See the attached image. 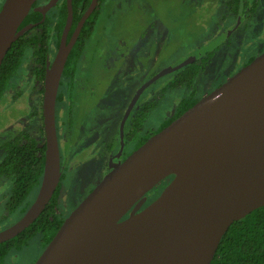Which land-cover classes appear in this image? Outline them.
<instances>
[{"label":"water","instance_id":"water-1","mask_svg":"<svg viewBox=\"0 0 264 264\" xmlns=\"http://www.w3.org/2000/svg\"><path fill=\"white\" fill-rule=\"evenodd\" d=\"M3 0L0 7V64L29 10L42 19L58 0ZM90 0L67 39L71 0L57 48L45 66L41 123L44 162L34 199L0 229V242L23 229L44 209L61 175L55 101L67 55L96 6ZM192 60L184 59L173 68ZM142 84V89L156 77ZM125 113V115H126ZM120 149L123 146L122 124ZM172 178L147 204L145 194ZM264 205V50L148 136L64 217L32 264H210L227 227ZM127 214V216H124Z\"/></svg>","mask_w":264,"mask_h":264},{"label":"rangeland","instance_id":"rangeland-1","mask_svg":"<svg viewBox=\"0 0 264 264\" xmlns=\"http://www.w3.org/2000/svg\"><path fill=\"white\" fill-rule=\"evenodd\" d=\"M106 3L107 5L104 7L106 12H103L102 6L96 18L95 27L91 32V38L88 41V48L91 51L89 58L86 60V66H95L93 61V58L96 57L95 52H98V48L100 50L104 48L103 54H108L109 50L117 49V51L116 54L110 53L107 62L104 60L105 58L103 59V69L107 67V63L111 68H115L121 61L124 50L129 45L134 44L133 51H137V54L132 55L133 57L130 56L129 59L130 64L134 63L133 71L127 72L125 71L126 68L122 67L126 64V61L121 64L117 76L119 83L112 93L124 92L128 89L127 95L132 96L141 84L159 73L158 77L144 87L137 99L140 107L144 104L148 105L152 99L154 104L149 107L145 126L156 129L164 121L163 118L169 116L166 109L170 106L169 112L174 108V101L169 105L170 98L173 99L174 94H179L183 89L170 90L166 87L163 96L160 97V91L172 76L171 68L182 62L189 53H195L203 48H210V45L222 43L224 38L219 35L226 36L223 28L228 27L230 23L226 20L227 23H223L219 28L215 27L213 23L217 22V18L208 11L206 28H202L201 34H199V36L201 35L200 38L199 36L195 38V35H198L195 33L199 30L196 26L194 31H189L187 13L190 10L194 13L195 18L200 17L208 7L216 3L214 0H106ZM62 8L64 6L60 0L58 4L54 5L53 10L61 11ZM219 10L221 9L219 8L216 11L217 15L220 13ZM251 27V31L245 36V39H231L229 49L222 47L214 52V56L208 62L206 68L208 73L206 78L210 80L206 82L209 83L205 86L206 88L214 86L220 80L224 81L229 74L228 71L230 72L234 64L236 66V62L239 64L248 55L258 52L259 45L257 42L259 41L260 44L264 36V14L261 10L259 15L254 18ZM204 33L215 38L205 43L204 47L199 48L201 45L199 41H201ZM186 39L194 44L188 47ZM193 46L198 50L193 51ZM91 59H93L92 64L89 65ZM31 60L27 56L22 58L11 86L6 89L0 101V130L4 131L10 127L25 128L37 136L41 135L39 115H30L33 109L34 111L40 110L42 96V92L39 90L40 85L36 86L31 81L32 78L29 73ZM131 66L132 64L129 68ZM200 75L198 81H205L206 78H201L204 77L202 76L204 74L200 73ZM79 80L82 82L84 76H80ZM124 83H126V86L128 85L127 88ZM125 96V94L117 97L108 95V105H114L118 110ZM122 107L124 112V105ZM112 113L114 114V110L110 111L108 109L107 128L109 125L113 128L118 125L120 118L115 114L113 116ZM57 119H59V115ZM82 160L83 158L78 157L75 165L77 167L64 171L60 180L62 191L59 203L60 209L65 210V213L77 201L79 202L82 196L86 195L89 192L88 190L93 185L95 186L104 175L103 168L96 167L92 161L82 162ZM0 181L5 186L9 185V179L6 177L0 176ZM36 191V189L30 191L27 201L34 199ZM2 199L1 197L0 229L17 220L23 213L18 209L8 216H3ZM66 204L67 207H64ZM41 251L40 236L36 234L21 249H10L0 264H31Z\"/></svg>","mask_w":264,"mask_h":264},{"label":"trees","instance_id":"trees-1","mask_svg":"<svg viewBox=\"0 0 264 264\" xmlns=\"http://www.w3.org/2000/svg\"><path fill=\"white\" fill-rule=\"evenodd\" d=\"M88 2L89 0H71L72 27L82 15ZM257 2L258 0H227L228 12L224 16L241 12V14H243L246 11L252 12L256 8ZM37 4L36 0L32 7ZM62 5L64 8H62L61 11L53 10L54 7L48 9L43 19L41 12L31 8L22 20L19 27L28 23H33V26L19 35L11 43L2 59L0 64V101L6 89L11 86L22 58L26 56L32 59L31 73L34 75L33 80L40 82L39 90L42 92V80L45 66L49 63L54 49L58 45L59 36L65 21V1L62 2ZM106 5V0H97L94 10L87 16L80 28L77 40L72 45L64 64L62 73L67 75V77H71L72 71L75 70V63L82 52L84 44L91 38V32L95 27V21L99 10H101L103 6L102 9L105 13L106 9L104 7ZM208 11H210V9H206L201 17L204 15L207 16L209 13ZM187 14L189 18V31H194L196 26L198 27L199 32L197 31L195 33L198 34L195 35L196 38L201 34L202 28L206 27L207 17L201 21L198 16L195 18L194 13L190 10ZM109 15L108 13V16ZM186 41L188 47L194 44L190 43L189 39H186ZM196 49L197 48L193 46L192 50L195 51ZM209 49L208 51L205 49L208 54L202 61L210 57L212 50L211 48ZM95 63L96 61H94V65ZM199 65H201V63L197 64L196 61L193 60L176 68L173 70L172 77H170L166 85L174 89L176 86L192 84L193 78L200 68ZM59 96L60 94H58L57 99ZM153 104V101H151L148 105L144 104L141 107L139 106L140 129L134 147H138L148 136L158 131L171 120V118L164 120L156 129L143 128L149 107ZM191 104H193V101H190L186 97L181 98L177 104L176 113L173 117L178 116ZM30 115H39L41 120L40 110H35L31 112ZM39 131L41 135L37 136L25 128H10L6 131L7 136L0 142V146L4 149L3 156L0 159V176L8 178L10 182L9 194L3 200L5 211L3 216H8L18 209L21 213L24 212L31 202L30 200L27 201L30 191L33 189L37 190L38 188L44 162L42 123L39 127ZM131 132L132 127L129 126L125 133L126 139L131 140ZM164 180L145 194V202L143 205L147 204L159 193L161 187L165 183ZM59 187L60 185L58 184L44 209L29 226L14 237L0 242V263L10 249H21V247L36 234L40 236L42 248H44L52 238L64 219V216L56 211L60 207L58 201ZM124 216H127V214ZM210 264H264V205L251 210L240 219L234 220L227 227L219 240Z\"/></svg>","mask_w":264,"mask_h":264},{"label":"flooded vegetation","instance_id":"flooded-vegetation-1","mask_svg":"<svg viewBox=\"0 0 264 264\" xmlns=\"http://www.w3.org/2000/svg\"><path fill=\"white\" fill-rule=\"evenodd\" d=\"M46 1L47 0H41V1L37 0V3H38L37 5L39 4L42 5ZM59 1L60 0H58L56 4H58ZM63 1L65 0H61V2ZM214 1L216 3L213 6L208 7L207 9H210V13L214 17L217 18V22L213 23L215 27L219 28L223 23H227L226 20L229 21L230 25L228 27L223 28L226 36L219 35L221 38H224L223 42L220 44L210 45L212 53L210 57L206 58V60L204 61L202 60L204 59V57H207V54H208V52H206L204 48L201 49L200 51H196L195 53H189V55H187L186 58H188V56L189 57L192 56V60L190 61L194 60L196 61L197 64L201 63V65H199L200 68L197 74L194 76L192 84L184 85V86H176V88H183V89L179 92V94L175 93L173 96V99L172 97L170 98L169 105H171L172 101H174V108L170 110L169 112L168 110L170 109V106L166 109V113H168L167 115L169 116L166 118H163L164 120L168 118H171L172 120L173 118H175L173 116L176 113V109H177L176 107L181 98L186 97L187 99H189L190 101H193L194 103L200 97L207 94L208 92H210L212 89H214L215 87H217L223 82V80H220L217 83H215V85L212 87L210 86L207 88L205 87L206 85L209 84L206 82L210 81L206 78V74H208L206 72L207 71L206 68L208 66L207 64L213 58L214 52L218 51L222 47H227V49H229L228 47H230L231 45V39H235V38H238L241 40L245 39V36H247V34L251 31V28H252L251 24L254 18L259 15V11L261 10L264 14V0H258L256 8L252 12L246 11L243 14H241L242 13L241 12V13H237V14H233L229 16H224L228 12V7L226 4L227 0H214ZM2 2L3 0L1 1V5H2ZM217 8L221 9L219 10L220 13L218 15L216 13V11H218ZM201 15L200 17L198 16V18L201 21H203L208 16V15L207 16L204 15L201 17ZM75 25L72 27V23H71V26H70L71 32L69 29L68 34H67V39L71 36ZM78 34L74 42L77 40ZM205 34L206 33L203 34L204 37L202 38L200 42L201 45L199 48L204 47L205 43L215 38L214 36L211 37L210 35H207V34L205 35ZM262 38L263 40H261L262 42H260V44H259V41L257 42L259 45L258 52L248 55L239 64L236 62V66L234 64L230 72L228 71L229 74L228 76H226L225 80L229 76H231L233 73H235L238 69H240L242 66H244L246 63H248L251 59H253L256 55H258L264 50V36ZM88 41L83 46L82 52L80 53L75 63V70L72 71L71 77L69 78L67 77V75H64L63 73H61L60 80H59L56 101H55V126H56L58 148H59V163H60V169H61V175H60L59 182H58L59 185H60V180L63 177L64 171L77 167L75 165L78 161V157L83 158L82 162L92 161V163L95 164L96 167L103 168V174H105L110 169V167H112L115 163L122 161L131 151H133L136 148L134 147V145H135L136 138L138 139L140 127H139V104H138L137 99L142 91L139 93V95L134 100V102L130 105L129 111L127 113H126V110H127L128 105L130 104V101L133 95L136 93V91L139 89V87L142 84L135 90L132 96L127 95L128 89L124 92L118 91L117 93H112V91L116 89L117 84L119 83L118 82L119 79H117V76H118V69L121 66V64L124 61H126V64L122 67L126 68L125 71L127 72L133 71L132 67H134V63L131 61L132 66L131 68H129L131 65L129 63V59H130V56L137 54V51L136 52L133 51L134 44L129 45V47L124 50V54H122V59L115 68H111V66L107 63V67L103 69V59L105 58L104 60L107 62L109 60L110 53L113 52L114 54H116L117 49L111 50V51L109 50L108 54H103V50L105 49L103 48V50H100V48H98L99 49L98 52H95L96 57L93 58L94 61H96L95 66L92 65L90 67H87L86 60L89 58V53L91 51V49L88 48ZM56 48L54 49V52ZM93 59L89 61L88 63L89 65L92 64ZM31 66H32V63H31ZM175 69L176 68H171V75L173 73V70ZM31 71L32 70L30 68L29 73L32 78L31 80L32 83L35 84L36 86L40 85L39 81L33 80L34 75L31 73ZM200 73L204 74L202 75L204 77H201V78L202 79L206 78L205 81H200V82L198 81L199 76H201ZM80 76H84V80H83L85 82L84 84H83V81L81 82L79 80ZM169 79L167 83L169 82ZM124 84L126 86V83ZM127 87L128 85L126 86V88ZM166 87H168L171 90L169 86L167 85L164 86L162 90L160 91V94H159L160 97L163 96ZM58 94H60V96L57 99ZM122 94L123 95L125 94L126 96L123 99L118 110L116 109L114 105H108L109 104L108 95L117 97ZM122 105H124V112H123ZM108 109L110 111L114 110V114L120 118L118 125L115 126L114 128L113 126L111 127L110 125L107 128V119H109V117L107 118ZM33 111L34 109L31 112ZM58 115H59V119H57ZM121 124H122L123 146L120 149V129L119 127ZM129 126L132 127L131 140L126 139L125 137L126 130L128 129ZM10 128L4 131L0 130V142L4 140L5 136H7L6 131L9 130ZM143 128H147L145 126V122L143 124ZM150 129H155V128H150ZM109 133H111L110 136H109ZM43 139H44V135H43ZM3 153H4V149L3 147L0 146V159L3 156ZM172 176L173 175H169L164 180L165 183L163 184V186L172 178ZM163 186L161 187V189L163 188ZM92 187L88 191H90ZM9 188H10V182L8 186H5L4 183L0 181V198L1 197L3 198L2 201L9 194ZM61 191L62 189L60 186L58 190L59 199L61 198ZM77 203L78 201L75 203V205H77ZM75 205H73V207ZM64 207H67V204L64 205ZM73 207L70 208L69 211H71ZM2 209L4 210V203L2 205ZM56 211L57 213H59L60 215H63L64 217L69 212L68 211L67 213H65V210H61L60 207ZM34 260L32 261V263L34 262Z\"/></svg>","mask_w":264,"mask_h":264}]
</instances>
